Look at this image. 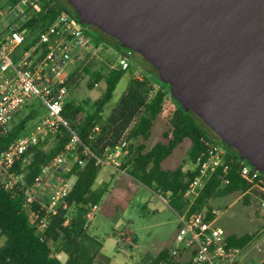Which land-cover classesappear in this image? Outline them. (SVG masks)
Instances as JSON below:
<instances>
[{
  "label": "trees",
  "instance_id": "trees-1",
  "mask_svg": "<svg viewBox=\"0 0 264 264\" xmlns=\"http://www.w3.org/2000/svg\"><path fill=\"white\" fill-rule=\"evenodd\" d=\"M18 1L11 0L14 4ZM62 10L70 14L51 0H42L41 12L24 26L27 30L25 39L31 37V41L35 42L38 33L51 24ZM70 15L79 21L75 11ZM94 47L95 50L102 48L99 43H95ZM126 51L143 58L130 49ZM89 58V55L86 56L69 74L67 86L75 77L82 78L91 74L93 82L88 84L89 89L103 80V94L96 101L84 102L86 108L68 102L66 98L63 104V116L70 122V131L79 137L76 154L84 161V165L74 161L70 167L65 177L74 178L71 190L57 207L55 214L48 215L46 228L41 236H37L35 228L29 224L28 213L38 211V206L34 203L28 211L24 189L33 183L41 168L61 152L70 138V131L61 129L52 148L44 151L41 147H33L14 163L10 172L22 175L23 184L14 190H6L0 183V264H98L103 243L98 237L89 234L88 222L92 218V207L99 205L107 191L108 183L94 186L101 167L95 164L90 154H82L83 146L100 157L103 156L105 148H113L123 137L128 155L122 162V168L130 165L131 177L160 194L169 207L178 213L187 206L184 194L194 172L191 169L182 172L181 166L175 170H164L161 168V162L185 139L191 143L188 154L190 167L198 159L206 158L217 144L206 137L204 126H208L192 110H184L168 97L169 85L159 79L158 72L152 66L156 78L153 80L145 75H142V78L132 77L116 105L107 117L103 118V108L111 99L125 71L129 70L130 64L127 70L111 69L109 66L103 75L102 72L106 69L103 65L95 72H90ZM155 83H160L162 87L155 90ZM80 114L82 117H79ZM33 116L34 114L26 115L13 123L7 133L0 135V152L6 150L10 142L24 133L27 121ZM159 116L170 125V129L164 133L167 141L157 142L145 150L144 142L150 137L151 129ZM94 124L100 125V132L94 140H90L89 134ZM222 147L226 150V169H218L207 180L189 205L187 216L204 209L209 200L220 196L236 192H252L259 195L256 190H250L251 185L238 174L241 166H249L247 160L241 159L235 148L226 144ZM260 172L264 174V171ZM206 210L207 218H211V209ZM39 217H42V212ZM253 237V234L240 237L227 235L226 241L229 246L243 248ZM170 258L169 253L162 250L149 264H176L173 258Z\"/></svg>",
  "mask_w": 264,
  "mask_h": 264
},
{
  "label": "built area",
  "instance_id": "built-area-1",
  "mask_svg": "<svg viewBox=\"0 0 264 264\" xmlns=\"http://www.w3.org/2000/svg\"><path fill=\"white\" fill-rule=\"evenodd\" d=\"M40 3L42 0L9 2L0 14V135L10 130L15 115L31 100L40 102L46 111L30 131L25 130L0 152V183L6 190H14L23 184L22 175L10 172L16 161L33 147H41L44 151L52 148L61 129L70 131V122L63 116L68 77L95 50L85 35L83 24L64 10L38 33L35 42L26 43L24 26L41 12ZM131 55V51L119 54L110 68L127 70ZM99 132L100 125L94 124L89 139L94 140ZM78 143V135L70 131V138L61 152L46 163L33 183L24 189L28 211L32 204L38 206V211L28 213L29 224L35 228L37 236H41L46 228L48 215L55 214L71 190L74 178L65 177L70 167L74 161L84 165L76 154ZM126 152L124 141H119L113 148H105L100 157L92 154L86 146L82 149V154H90L97 166H107L115 171ZM225 159L226 150L216 144L206 158L198 159L188 168L194 172L184 194L188 207L207 180L218 169H226ZM238 174L251 185L250 190H256L264 197L263 173L243 165ZM97 209L98 205L92 207L91 217ZM187 211L188 208L175 212L178 225L169 256L176 264L180 261L183 264H235L240 249L227 245L225 231L215 226L217 212L211 210L212 217L207 218L205 208L190 216ZM40 212L42 217H39Z\"/></svg>",
  "mask_w": 264,
  "mask_h": 264
},
{
  "label": "water",
  "instance_id": "water-1",
  "mask_svg": "<svg viewBox=\"0 0 264 264\" xmlns=\"http://www.w3.org/2000/svg\"><path fill=\"white\" fill-rule=\"evenodd\" d=\"M143 57L249 166L264 171V0H65Z\"/></svg>",
  "mask_w": 264,
  "mask_h": 264
},
{
  "label": "rangeland",
  "instance_id": "rangeland-1",
  "mask_svg": "<svg viewBox=\"0 0 264 264\" xmlns=\"http://www.w3.org/2000/svg\"><path fill=\"white\" fill-rule=\"evenodd\" d=\"M9 2L11 0H0V14L6 9ZM41 7L42 3L39 4V8ZM84 32L93 44L99 43L88 31ZM32 39L28 37L26 43ZM104 48L89 54L90 72H95L103 65L106 67L102 72L104 75L109 66L116 63L119 54ZM128 62L130 68L125 71L113 91L111 99L104 106L103 118L107 117L116 105L132 77L142 78V75H145L153 80L156 78L151 65L140 56L132 54L129 56ZM92 82L91 74L82 78L75 77L67 86L66 101L82 106H85L84 102L96 101L104 92L105 82L101 80L96 86L89 89L88 84H92ZM161 87L160 83L154 84L155 90ZM168 97L175 101L171 98L169 89ZM45 113L40 102L31 100L15 115L13 122H18L28 114H34L26 123V131H30ZM79 117L82 115L80 114ZM169 129V123L159 116L154 122L150 137L144 142L145 150L157 142L166 143L167 139L164 137V133ZM123 139L122 137L119 141H123ZM190 148V141L183 140L161 162V168L175 170L181 166L182 172L190 168L188 161ZM127 155L126 152L117 171L107 166L101 167L95 180V187L102 183H108L107 191L103 195L97 211L93 213V217L88 222L89 234L98 237L103 243L98 264H149L162 250L169 253L174 247L173 236L178 225L176 214L160 194L131 177L129 171L132 167L130 165L122 168V162L127 158ZM187 208L188 206H185L183 211ZM207 208L217 212L215 226L223 229L226 235L240 237L245 234H253V239L246 246L239 247L240 252L236 257L235 264H264L263 196L252 192L244 194L236 192L209 200L205 206V209ZM185 259L186 255L183 261ZM180 264L183 262L180 261Z\"/></svg>",
  "mask_w": 264,
  "mask_h": 264
},
{
  "label": "flooded vegetation",
  "instance_id": "flooded-vegetation-1",
  "mask_svg": "<svg viewBox=\"0 0 264 264\" xmlns=\"http://www.w3.org/2000/svg\"><path fill=\"white\" fill-rule=\"evenodd\" d=\"M51 1L56 5L65 8V10H67L70 14H73L74 12L73 8L65 0H51ZM83 27L85 31H88L90 34H92V36L96 40H98L102 48L105 47L104 49H109L117 54H122L127 50L126 48L120 47L119 44H117V42L112 37L102 32L97 27L91 24H84ZM204 131L206 137H208L218 145L223 146V144H225L222 141H220L219 137L209 127H204Z\"/></svg>",
  "mask_w": 264,
  "mask_h": 264
},
{
  "label": "crops",
  "instance_id": "crops-1",
  "mask_svg": "<svg viewBox=\"0 0 264 264\" xmlns=\"http://www.w3.org/2000/svg\"><path fill=\"white\" fill-rule=\"evenodd\" d=\"M174 212V211H173ZM175 213V212H174ZM100 256V255H99Z\"/></svg>",
  "mask_w": 264,
  "mask_h": 264
}]
</instances>
